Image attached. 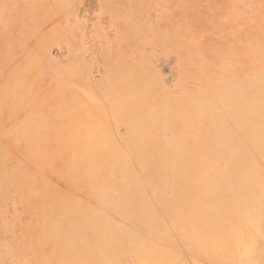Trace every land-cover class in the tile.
I'll return each instance as SVG.
<instances>
[{
    "label": "rangeland",
    "instance_id": "374dc122",
    "mask_svg": "<svg viewBox=\"0 0 264 264\" xmlns=\"http://www.w3.org/2000/svg\"><path fill=\"white\" fill-rule=\"evenodd\" d=\"M263 108L264 0H0V264H264Z\"/></svg>",
    "mask_w": 264,
    "mask_h": 264
},
{
    "label": "bare ground",
    "instance_id": "6f19581e",
    "mask_svg": "<svg viewBox=\"0 0 264 264\" xmlns=\"http://www.w3.org/2000/svg\"><path fill=\"white\" fill-rule=\"evenodd\" d=\"M253 107V106H252ZM256 107V106H255ZM262 108V107H260ZM245 109V108H244ZM253 110V109H252ZM249 111L246 112V110H242V112H246L250 115H253V120L250 124H248V126H246V129L244 131V133L246 132H250L252 133V136L254 137V139L256 138H261L260 136H264V108L261 111ZM255 114V115H254ZM178 118V117H177ZM180 121V119L178 118L177 122ZM181 122V121H180ZM246 186V185H245ZM249 193V192H248ZM186 211V210H185ZM238 212L237 210L235 211V213ZM226 216V215H225ZM238 216V215H237ZM229 217V216H228ZM108 254V253H107Z\"/></svg>",
    "mask_w": 264,
    "mask_h": 264
}]
</instances>
